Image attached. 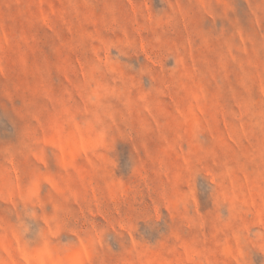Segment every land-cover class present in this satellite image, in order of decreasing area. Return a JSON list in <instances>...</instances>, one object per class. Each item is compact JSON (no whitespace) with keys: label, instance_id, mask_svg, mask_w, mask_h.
<instances>
[{"label":"rangeland","instance_id":"1","mask_svg":"<svg viewBox=\"0 0 264 264\" xmlns=\"http://www.w3.org/2000/svg\"><path fill=\"white\" fill-rule=\"evenodd\" d=\"M0 264H264V0H0Z\"/></svg>","mask_w":264,"mask_h":264}]
</instances>
